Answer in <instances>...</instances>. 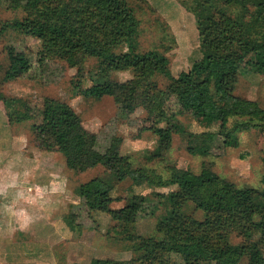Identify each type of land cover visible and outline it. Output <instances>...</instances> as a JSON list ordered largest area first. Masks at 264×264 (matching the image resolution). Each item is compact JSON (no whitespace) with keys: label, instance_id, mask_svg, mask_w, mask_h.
I'll return each instance as SVG.
<instances>
[{"label":"trees","instance_id":"1","mask_svg":"<svg viewBox=\"0 0 264 264\" xmlns=\"http://www.w3.org/2000/svg\"><path fill=\"white\" fill-rule=\"evenodd\" d=\"M5 5L22 15L0 20V32L11 28L34 36L40 42L39 61L59 59L79 70L87 59L95 61L98 75L86 87L76 84L75 94L94 99L109 96L125 115L141 108L149 123L146 128L162 132L154 157L169 146L173 132H182L178 114L216 120L217 132L200 136L219 135L225 146H237V140L231 139L236 131L257 128L264 133V108L234 93L240 71L264 67V0H183L197 26L202 59L192 61L176 77L165 71L163 53L136 50L139 21L128 0H5ZM15 54L8 46V67ZM120 71L130 76L111 77ZM157 74L169 79L162 88L154 80ZM171 100L179 107L176 111ZM0 101L9 123L26 118L18 108L20 98L0 92ZM39 112L40 122L33 123L32 130L37 138L57 146L68 169L81 172L101 165L108 171L109 178L94 176L74 188L88 209L106 212L120 223H134L145 197L134 194L128 203L112 209L111 180L129 178L155 187H175L158 194L168 204L160 220L161 239L140 237L137 258H93L89 264H134L136 259L150 264L165 260L167 254H177L188 264H264V189L240 187L205 163L198 172L170 166L165 176L133 168L126 155L96 150L95 134L82 125L67 102L44 97ZM110 142L108 150H117L120 139ZM260 159L264 186V151ZM188 203L203 212V219L183 212ZM232 234L241 239L233 243Z\"/></svg>","mask_w":264,"mask_h":264},{"label":"rangeland","instance_id":"2","mask_svg":"<svg viewBox=\"0 0 264 264\" xmlns=\"http://www.w3.org/2000/svg\"><path fill=\"white\" fill-rule=\"evenodd\" d=\"M182 1L128 0L139 21L135 36L136 50L141 53L148 50L163 53L167 60L165 71L172 77L188 69L195 59H202L195 20L182 6ZM21 15V10L8 9L5 0H0L1 21L21 18ZM8 46L16 53L10 58L9 67ZM39 48L40 42L34 36L11 28L0 32V92L7 97L20 98L21 107L18 104V108L26 117L22 121L9 123L0 101V210L7 213L0 227L12 224L9 215L12 216L17 210L23 215H28L32 210L35 220L28 230L17 228L10 235L2 230L7 235L0 237V264H87L93 258L129 260L138 257L140 250L136 249L140 237L156 241L164 236L160 220L167 214L168 204L158 194H165L175 187H155L145 182H133L129 178L111 180L110 208L122 207L134 194L145 197L134 223H120L112 220L106 212L88 209L74 188L94 176L109 178V173L101 165L81 172L68 169L57 146L49 140L37 138L38 133L31 126L40 122L39 109L44 97L67 102L80 117L82 125L95 134V149L103 153L126 155L133 168H143L165 176L169 174L170 166L198 172L201 163H205L240 187L264 189L260 159L264 151V133L257 128L234 132L231 139L237 140V146H225L219 135L208 139L200 136L204 132H217L216 120L178 114L182 132H173L169 146L161 148L159 156L154 157L152 154L159 150V135L162 132L146 128L149 123L141 108L125 115L109 96L94 99L75 94L76 84L86 87L90 85L91 78L98 75L93 59H87L79 70L59 59L39 61ZM129 76L127 71L111 74L117 80ZM154 80L160 88L169 82L168 77L161 74L155 75ZM234 93L258 101L264 108V67L256 72L248 69L240 71ZM170 105L175 111L179 108L173 100ZM112 138L120 139L118 151L108 150ZM54 181H63L75 194L61 208L54 198L57 197ZM16 186L20 189L28 187L33 197H37L34 198L38 199L37 205H34V199L33 203L23 198L15 199L13 189L17 190ZM50 201L53 207L47 204ZM31 204L33 207H30ZM44 209L48 215H45ZM183 212L196 220L203 219V212L189 203L183 205ZM57 217L63 218L74 230L67 232L61 242L58 241L59 237L53 238L54 232L49 229L52 225L49 220L56 221ZM55 231L58 236L63 234V231ZM127 235L131 238H127ZM240 239L235 234L231 235L233 243ZM71 240L82 243L87 250L84 247L70 250L68 246ZM134 264H141V261L136 259ZM150 264L188 263L177 254H167L165 260H152Z\"/></svg>","mask_w":264,"mask_h":264},{"label":"crops","instance_id":"3","mask_svg":"<svg viewBox=\"0 0 264 264\" xmlns=\"http://www.w3.org/2000/svg\"><path fill=\"white\" fill-rule=\"evenodd\" d=\"M63 164L66 167L64 158H63ZM19 174H20V172H19ZM16 187L18 188L17 190H14L15 188L13 189V191L16 194L14 196L15 199L22 200V198H23V199H25L27 201L29 200V201H31L33 203V200L32 199L37 198V197H33L32 193H30V191L27 189L28 187L27 188H21V189L18 186H16ZM53 187L55 188V192H56V196H57V197H54V198H55L56 201H59V203L56 204V205L59 206L60 208L63 207L65 203L66 204L69 203L70 200L73 199V196L75 195L72 192V189L69 190L68 186H66V185L63 184V181H61V182L54 181L53 182ZM34 201H35L34 205L35 204L37 205L38 199H34ZM53 201L54 200H52V203H53ZM39 203H40V199H39ZM52 203H51V201H50V203L47 202V204L50 207H53V204ZM48 205H47V207H48ZM30 207H33L32 204L30 205ZM44 213H46L45 215H48V211H46L45 209H44ZM38 214L39 213H37V215ZM6 216H7L6 211L4 212V211L0 210V224H3L4 223L3 221L5 220V217ZM9 217H10V223H12V224H9L8 227H5V226H2V228L0 227V234H2V235H0V237L2 236V238L3 237H6L7 234H5V233H8L10 235L11 232L13 230L17 229V228L18 229L28 230L33 225V223L35 222V220H33V217L34 216L32 215V210H30V213L28 215H23V214L19 213L18 210H17V211L14 212V214L12 216L9 215ZM55 220L56 221L49 220V221L52 222V225L49 224V225H51V226H49L50 227L49 229L50 230H53V232H54L53 238L54 237H57V238L59 237L58 238V241L61 242V241H63V239H65V234L67 232H69V231L71 232V231H74V230H73V227L71 225L67 224L63 220V218L57 217ZM47 221H48V219H47ZM54 223H55V225H54ZM55 227H56V229H55ZM59 228L61 230H59ZM2 230L6 231V232L3 233ZM55 230H58L59 232L60 231H63V234L61 236H58V234H57V232ZM74 241L75 240H71L69 242L68 248L70 250L72 248L79 249V248H83V247H84V249L87 250L86 246H83L82 243H76V242L74 243ZM89 262L87 264H89Z\"/></svg>","mask_w":264,"mask_h":264}]
</instances>
